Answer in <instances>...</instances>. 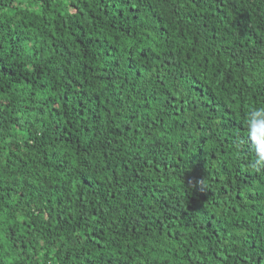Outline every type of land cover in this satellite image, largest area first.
<instances>
[{
    "label": "trees",
    "instance_id": "1",
    "mask_svg": "<svg viewBox=\"0 0 264 264\" xmlns=\"http://www.w3.org/2000/svg\"><path fill=\"white\" fill-rule=\"evenodd\" d=\"M260 107L264 0H0V264H264Z\"/></svg>",
    "mask_w": 264,
    "mask_h": 264
},
{
    "label": "clouds",
    "instance_id": "2",
    "mask_svg": "<svg viewBox=\"0 0 264 264\" xmlns=\"http://www.w3.org/2000/svg\"><path fill=\"white\" fill-rule=\"evenodd\" d=\"M251 128L254 130L258 124H264V107L257 108L253 110V112L250 115L249 120ZM253 138H255L254 132H253ZM264 142H257V147L255 148V151L257 152V159L255 163V167L261 168L264 167V147L260 146Z\"/></svg>",
    "mask_w": 264,
    "mask_h": 264
}]
</instances>
